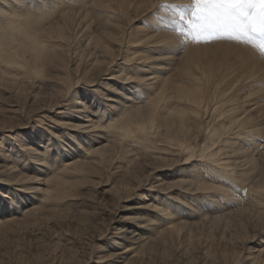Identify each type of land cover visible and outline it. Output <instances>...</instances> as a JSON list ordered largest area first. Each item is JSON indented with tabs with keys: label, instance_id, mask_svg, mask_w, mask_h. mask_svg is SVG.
Returning <instances> with one entry per match:
<instances>
[{
	"label": "bare ground",
	"instance_id": "bare-ground-1",
	"mask_svg": "<svg viewBox=\"0 0 264 264\" xmlns=\"http://www.w3.org/2000/svg\"><path fill=\"white\" fill-rule=\"evenodd\" d=\"M186 3L0 0V249L22 219L94 187L130 224L98 235L123 251L94 264H149L217 230L264 264V57L240 43L196 56L161 7ZM26 106L22 137L11 114Z\"/></svg>",
	"mask_w": 264,
	"mask_h": 264
},
{
	"label": "rangeland",
	"instance_id": "rangeland-1",
	"mask_svg": "<svg viewBox=\"0 0 264 264\" xmlns=\"http://www.w3.org/2000/svg\"><path fill=\"white\" fill-rule=\"evenodd\" d=\"M188 4L191 0H185ZM195 43V42H194ZM241 45L252 48L256 53L260 54L257 48L252 45L244 44L236 41H222L212 43H196L194 51L198 57H205L212 53L223 51L226 49L224 44ZM249 50V49H248ZM217 69H223L224 65L228 63L227 58L221 60L218 56ZM233 59H235L233 57ZM222 61V63H221ZM207 62V61H206ZM215 70L213 71L215 73ZM209 71V70H208ZM209 73V72H208ZM4 89V88H2ZM6 90L0 91V125L2 124L1 115H10L4 111V107L12 101L9 95H5ZM8 93V92H7ZM30 111V110H29ZM28 107L26 106L19 113L11 114L16 120L13 127H22L17 133L22 137L27 131L25 126L28 118L31 117ZM21 118H19V116ZM23 133V134H22ZM0 138H5L0 135ZM147 157V156H146ZM149 158V157H147ZM105 175H108L105 173ZM72 179V180H80ZM104 181L113 182V178L105 177ZM109 187H105V190ZM15 195L16 192H13ZM90 194L89 200L86 199V204L60 203L53 211L50 218H43L35 220L34 217L22 219V225L17 231H10L2 240L3 249H0V264H94V261H100L101 257L110 253H120L123 250L118 249L113 251L109 247L112 246L113 240L109 239L103 241L101 244L103 248H96L97 237L104 232L116 233L120 229L128 230L130 224H124L121 221H115L116 214L110 206L105 208L103 204H109L108 201L98 194V190L94 187L83 188L79 192ZM15 198V205L21 211L25 212L29 209V202L26 196L19 194ZM17 199V200H16ZM134 205L142 203V200H134ZM21 205V206H20ZM54 205V204H53ZM55 206V205H54ZM28 214V213H27ZM126 214H129L128 212ZM132 215V214H131ZM133 216H136L133 215ZM47 219V220H46ZM40 220V221H39ZM123 227V228H122ZM130 232V230H129ZM211 236H201L200 233L195 232L192 240L188 239L180 245L172 246V248L164 249L168 256L162 254L163 251L157 253L154 257L149 258V264H250L247 259L250 255L248 249L243 246V242H232L230 233L223 235L220 231ZM128 236L129 233L122 234ZM105 244V247H104ZM116 248V247H115ZM90 260H92L90 262ZM96 264V263H95Z\"/></svg>",
	"mask_w": 264,
	"mask_h": 264
},
{
	"label": "snow or ice",
	"instance_id": "snow-or-ice-1",
	"mask_svg": "<svg viewBox=\"0 0 264 264\" xmlns=\"http://www.w3.org/2000/svg\"><path fill=\"white\" fill-rule=\"evenodd\" d=\"M161 7L172 13L167 26L185 41L242 42L264 57V0H191Z\"/></svg>",
	"mask_w": 264,
	"mask_h": 264
}]
</instances>
